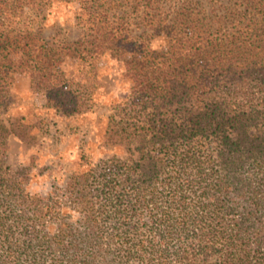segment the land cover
Returning <instances> with one entry per match:
<instances>
[{
  "label": "trees",
  "instance_id": "16d2710c",
  "mask_svg": "<svg viewBox=\"0 0 264 264\" xmlns=\"http://www.w3.org/2000/svg\"><path fill=\"white\" fill-rule=\"evenodd\" d=\"M54 2L77 6L95 34L87 45L96 54L109 44L118 46L116 52L136 45L126 20V15H134L145 35L147 55H152L148 51L152 35L167 36L168 56L152 64L169 70L143 76L141 108L154 104L148 123L126 129L115 118L108 119L104 143L132 141L138 159L132 164L105 163L97 175L81 173L76 175L77 185L68 183L63 198L73 207H67L68 216L78 212L77 221L63 219L64 210L53 198L26 192L27 175L12 172L6 162L8 136L21 138L13 128L0 125V264H183L208 255H215L220 264L248 261V243L254 237L259 245L264 243L258 221L262 195L255 179L246 175L247 168L264 166V139L251 133L264 116V97L260 110L228 111L224 98L211 95L228 94L241 83L264 85V5L258 3L260 17L254 14L257 6L243 11L233 6L226 19V13L212 15L202 5L195 8L191 0H0V107L15 68L32 64L45 78L53 62L48 43L32 41L26 51V44L20 48L13 34L17 38L29 32L12 28L10 22L21 20L28 7L43 19ZM244 18H249L246 42L240 40ZM118 28L125 34L113 43L110 32ZM214 33L222 37L209 38ZM251 49L258 53L247 56ZM16 52L24 60L17 66ZM134 61L130 63L135 65ZM193 77L200 81L193 86L194 99L190 97L200 104L196 110L175 121L159 119L168 112L166 102L180 98L177 103L182 104V98L189 99L187 83ZM155 97L160 104L152 102ZM203 140L217 143L215 158L202 153ZM239 205L243 210L237 217ZM144 216L147 222L142 221Z\"/></svg>",
  "mask_w": 264,
  "mask_h": 264
},
{
  "label": "rangeland",
  "instance_id": "374dc122",
  "mask_svg": "<svg viewBox=\"0 0 264 264\" xmlns=\"http://www.w3.org/2000/svg\"><path fill=\"white\" fill-rule=\"evenodd\" d=\"M191 1L195 8V4L202 5L212 15L226 13V19L232 16L233 6L240 11L245 8L251 10V5L257 6L254 14L260 17L258 3L261 2L264 5V0ZM43 15V19L36 18L34 9L28 7L25 8L21 20L14 19L10 22L12 28L20 27L24 28L25 32H29L17 38L13 34V39L20 42V48L24 43L27 45L24 47L26 51L32 41H38V45L48 43L53 48L49 55L53 62L49 65L50 74L45 78H40L38 69L32 67V64H28L31 69L25 67V64H22L19 69L15 68L16 74L12 78L8 95L4 105L0 107V125L7 130L13 128L21 139L12 135L8 136L6 162L12 172L22 171L27 175V183L24 186L26 192L44 200L53 198L62 207L60 209L64 210L63 219L77 221L79 220L78 212H72V217L68 216L67 207H73L69 206L68 202L65 204L63 198L68 193V183L74 184L75 181L77 185L78 176L76 175L81 173L91 172L97 175L105 163L132 164L138 159L139 153L134 142L107 145L104 143L103 135L110 117L115 118L120 126L126 129L148 123L154 104L147 103L141 108L144 100L140 99L143 86L141 82L145 81V78L143 80L145 74L148 76L154 72L157 75L169 70L167 66H155L152 63L162 62V59L168 56L170 44L163 33L154 34L149 39L148 51L152 55H147V49L143 46L145 35H141L142 29L137 18L129 14L126 15V20L129 21L127 33L137 37L136 45L124 46L116 52L115 49H118V46L109 44L97 55L94 47L87 45L95 34L89 29V24L84 22L86 18L83 16L81 18L76 5L54 2L47 14ZM111 20L112 25L117 27L115 21L118 19L113 17ZM241 21L244 31L240 34V40L246 42L249 41L245 34V31L250 33L246 26L249 18ZM110 34L114 35V37L110 36V41L114 43L115 38L120 34L124 35L125 31L118 28ZM217 37H222L221 33H214L209 38ZM176 50H179L177 53H182L181 49ZM246 52V50L242 51V53ZM16 53L14 59L17 66L24 60L18 59L20 54ZM36 53L37 50L34 54H30L36 55ZM255 53L258 52L254 49L247 56ZM49 56L47 55L48 58ZM132 58L136 60L135 65L130 63ZM137 71L140 76L137 75ZM198 83L200 81L197 77L191 78V81L187 83L189 99H194L191 94L194 91L193 86ZM249 83L248 85L241 83L235 90L231 87L228 94L218 92L211 96L216 95L215 99L224 98L227 105L223 107L228 111L260 110L264 97V85L256 81ZM177 84L180 85V83ZM179 90L182 91L180 87ZM204 91L208 92V87ZM189 99L182 98V104H178L177 101H180V98H172L171 101L166 102L167 114L158 118L167 117L168 120L175 121L179 115H186L196 110L200 104ZM159 101V97L152 100L156 104H160ZM156 121L159 125L162 124ZM251 133H259L264 139V116L252 126ZM200 145L205 156L212 159L216 157L218 152L216 142L203 140ZM249 170L252 171L249 172ZM246 171V175L250 174L249 176L255 179L256 187L262 195L259 198L258 221L259 227L264 229V166L247 168ZM240 205L235 209L237 212L234 215L237 217L243 210ZM142 221L147 222L145 216ZM141 231L144 230L141 229ZM133 239L136 241L134 237ZM257 241L254 237L248 243V261L240 259V264H264V243L259 245ZM128 264H137V262L131 261ZM172 264L178 263L172 262ZM183 264H220V261L215 255L194 256L189 262L186 261Z\"/></svg>",
  "mask_w": 264,
  "mask_h": 264
}]
</instances>
